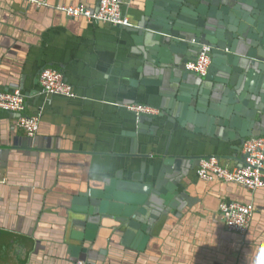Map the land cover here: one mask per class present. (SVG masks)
Wrapping results in <instances>:
<instances>
[{
    "label": "crops",
    "instance_id": "0c3cea01",
    "mask_svg": "<svg viewBox=\"0 0 264 264\" xmlns=\"http://www.w3.org/2000/svg\"><path fill=\"white\" fill-rule=\"evenodd\" d=\"M99 1L49 0L90 7ZM138 1L126 8L134 22L144 12L149 17L166 16L172 6L165 0ZM142 55L131 33L121 28L68 20L25 0H0V89L20 88L31 95L39 88L44 67H55L83 98L52 97L35 146L16 128L17 115L0 109V264H73L76 246L85 248L80 255L91 264H251L264 245V187L251 191L238 183L201 181L194 167L185 177L196 199L193 207L156 224L144 250L123 245L122 233L110 230L102 231L93 243L75 238L76 230H84L73 223L71 194L102 185L101 177L122 158L112 152L129 144L127 132L133 129L132 111L108 101L134 97L160 112V105H167L161 128L148 124V132L139 133L143 151L159 156L167 148L189 143L201 146L197 152L204 155L231 156L237 150L227 163L241 164L237 157L242 152L236 149L241 144L240 128L223 123L232 114V95L219 92L211 113L217 121L192 122L204 131L187 129L169 120V108L183 103L175 75L165 77L166 84L163 79L162 84L142 82L152 79L138 71ZM241 74V87L264 83L260 70ZM29 98L26 112L31 115L39 100L29 96L26 101ZM221 201L255 204L245 236L228 230L218 210Z\"/></svg>",
    "mask_w": 264,
    "mask_h": 264
},
{
    "label": "water",
    "instance_id": "95a60500",
    "mask_svg": "<svg viewBox=\"0 0 264 264\" xmlns=\"http://www.w3.org/2000/svg\"><path fill=\"white\" fill-rule=\"evenodd\" d=\"M25 1L37 8L51 9L68 20L81 18L90 23L113 26L131 33L136 45L143 50L138 71L140 75L143 72L147 76H152V79L142 82L162 84L163 79L166 84L164 78L175 75L174 80L180 85L178 98L183 103L169 108L171 114L169 120H175L187 129L204 131L203 128H195L192 122L206 124L209 121L210 124L217 121L211 115L214 113L216 98L221 91L229 92L232 95V114L227 116L223 123L225 127L240 128L241 147L240 145L236 147L242 152L237 157L241 160L239 166L243 165L246 157L242 151L244 142L250 137L264 135V83L252 84L249 87L239 85L243 71H247V74L255 70L264 72V0H165L172 4L168 15L156 18L149 17L147 12H144L136 22L130 18L126 8L138 5L139 1L121 0L122 14L129 18L128 25L98 19L89 20L86 17H70L66 12L54 7L86 5L83 3L52 4L49 0ZM38 1H46L48 5L38 6ZM90 8L96 9L97 6ZM189 14L193 17H186ZM204 44L212 46V51L208 73L203 76L188 70L186 63L197 58ZM64 76L73 86L67 75ZM186 88L189 91H186L188 90ZM17 89L5 91L14 92ZM19 90L26 98L36 96L39 100L33 114L40 115V125L46 105L52 97L83 99L74 86V97L46 94L41 84L31 95L20 88ZM31 101L29 98L27 105ZM139 101L134 97H125L107 103L126 110L124 104ZM160 106L162 110L155 116L138 115L130 111L133 115V129L127 132L130 136L129 144H120V150L112 152L113 155L122 158L114 161L110 166L112 168L101 177L100 187L71 194L70 213L73 214V223L84 230H76L74 234L76 239L86 238L93 243L102 231L110 230L111 233H122L123 245H133L144 250L156 224L173 213L182 216L185 209L193 207L196 199L190 195L189 185L185 181L193 167L198 180L238 183L250 190L240 182H227L218 178L204 180L198 175L200 161L210 157H217L222 165L234 168L227 163V159L235 158L237 150L231 156L204 155L205 153L197 152L201 146L182 143L165 149L159 156H154L150 151H143L139 145L138 135L148 132L146 129L148 124H152L153 128H161V123L164 122L161 118L168 112L164 109L166 104ZM15 114L16 128H19L17 121L20 114ZM39 130L34 137L26 136L32 146L37 145ZM148 160L151 162L148 163ZM222 202L218 206L219 212ZM245 203L254 205V217L255 204L251 201ZM136 239L138 241L134 242ZM82 249L80 246L74 248L76 259L73 264L78 260L91 264L87 257L80 255ZM83 251H86L85 248Z\"/></svg>",
    "mask_w": 264,
    "mask_h": 264
},
{
    "label": "built area",
    "instance_id": "2783aa9c",
    "mask_svg": "<svg viewBox=\"0 0 264 264\" xmlns=\"http://www.w3.org/2000/svg\"><path fill=\"white\" fill-rule=\"evenodd\" d=\"M43 4L48 5L46 1H38L39 6ZM54 7L66 12L70 17H86L89 20L98 19L114 24H129V18L122 14L121 0H100L96 9L86 5H56ZM211 51L212 46L202 45L197 58L187 62L186 68L199 75H206L211 64ZM39 79L46 94L75 96L73 86L66 81L63 71L58 68H44ZM123 106L138 115H156L160 112L158 108L143 103L124 104ZM0 109L19 113L17 126L29 137L36 135L40 126V115H30L26 112V97L19 89L14 92L0 89ZM242 151L246 155L242 166L229 168L222 165L217 157L205 158L200 161L198 175L204 180L218 178L227 182H240L250 190L264 187V135L248 138L243 144ZM219 209L228 230L246 234L255 209L252 203L223 201ZM74 264L87 263L78 260Z\"/></svg>",
    "mask_w": 264,
    "mask_h": 264
},
{
    "label": "clouds",
    "instance_id": "9594fccd",
    "mask_svg": "<svg viewBox=\"0 0 264 264\" xmlns=\"http://www.w3.org/2000/svg\"><path fill=\"white\" fill-rule=\"evenodd\" d=\"M251 264H264V245L257 250Z\"/></svg>",
    "mask_w": 264,
    "mask_h": 264
}]
</instances>
